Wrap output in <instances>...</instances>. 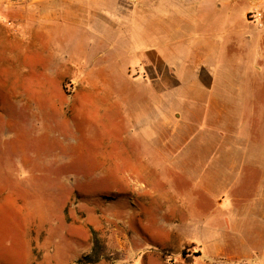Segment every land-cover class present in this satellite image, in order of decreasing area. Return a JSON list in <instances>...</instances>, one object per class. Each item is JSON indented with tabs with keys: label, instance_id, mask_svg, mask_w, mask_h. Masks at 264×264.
I'll return each instance as SVG.
<instances>
[{
	"label": "rangeland",
	"instance_id": "374dc122",
	"mask_svg": "<svg viewBox=\"0 0 264 264\" xmlns=\"http://www.w3.org/2000/svg\"><path fill=\"white\" fill-rule=\"evenodd\" d=\"M209 1L226 6L0 0V264H196L194 228L180 213L181 157L155 136L166 133L162 109L173 150L180 98L207 97L179 92L191 84L185 59L195 66L208 40L243 33L256 75L220 77L237 91L216 95L235 103L226 110L235 123L254 111L247 101H264L255 7L246 15L248 0Z\"/></svg>",
	"mask_w": 264,
	"mask_h": 264
},
{
	"label": "crops",
	"instance_id": "0c3cea01",
	"mask_svg": "<svg viewBox=\"0 0 264 264\" xmlns=\"http://www.w3.org/2000/svg\"><path fill=\"white\" fill-rule=\"evenodd\" d=\"M158 2L170 11L183 12L198 5L216 9L226 6L209 0ZM248 2L246 15L255 5L252 0ZM260 33L259 46L263 53L264 28ZM194 54L196 65L185 59L182 69L191 84L180 87L179 92H205L207 97L184 95L180 98L177 112L180 128L174 136L180 140L178 147L171 149L169 109H162L163 118L160 119L166 133L155 131L157 138L167 135L168 154L181 157L179 170L186 173L182 184L187 187L179 192L181 218L184 214L194 228L200 261L264 264V101H247L244 107L254 111L245 113L238 119L239 123H235L233 113L226 111L235 108V103L221 101L216 95L237 91L231 90L230 85L220 84V77L256 75L251 69L250 35L243 33L239 40L234 37L228 41L210 39ZM221 56L223 58L218 61ZM239 61L243 63L242 71L235 68ZM219 62L225 64V71L217 68ZM262 68L259 70L264 73ZM170 74L180 78L179 72L170 70ZM203 76L213 77L214 83H197L196 79ZM153 170L163 173L165 178L172 173L160 165Z\"/></svg>",
	"mask_w": 264,
	"mask_h": 264
},
{
	"label": "built area",
	"instance_id": "2783aa9c",
	"mask_svg": "<svg viewBox=\"0 0 264 264\" xmlns=\"http://www.w3.org/2000/svg\"><path fill=\"white\" fill-rule=\"evenodd\" d=\"M254 2L256 3L255 8L248 14V20L260 28H264V0H254Z\"/></svg>",
	"mask_w": 264,
	"mask_h": 264
},
{
	"label": "trees",
	"instance_id": "16d2710c",
	"mask_svg": "<svg viewBox=\"0 0 264 264\" xmlns=\"http://www.w3.org/2000/svg\"><path fill=\"white\" fill-rule=\"evenodd\" d=\"M100 246H99V242L98 241H96V244L94 245V248H93V254L92 255H98L99 253H98V248H99Z\"/></svg>",
	"mask_w": 264,
	"mask_h": 264
}]
</instances>
